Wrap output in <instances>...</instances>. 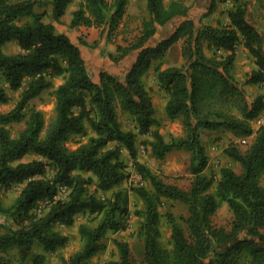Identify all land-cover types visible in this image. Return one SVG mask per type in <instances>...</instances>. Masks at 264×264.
Wrapping results in <instances>:
<instances>
[{
	"label": "trees",
	"instance_id": "16d2710c",
	"mask_svg": "<svg viewBox=\"0 0 264 264\" xmlns=\"http://www.w3.org/2000/svg\"><path fill=\"white\" fill-rule=\"evenodd\" d=\"M217 1L209 0L204 16L216 10ZM73 2L0 0V105L9 102L7 88L17 91L29 80L17 104L8 112H0V186L5 191L23 186L13 204L3 207L0 202V217L10 218L15 225L0 234V264H9L4 254L11 248L40 245L45 252H53L65 247L68 238L53 229L72 226L75 216L83 211L102 214L103 218L95 227L79 225L81 249L63 264H97L91 259L102 250L106 234L124 229L121 218L127 215L125 200L117 193L112 201L98 199L87 189L94 182L92 178L72 173L76 169L92 172L98 177V191L113 190L128 176L127 166L120 159L121 148L127 150L135 169L152 188L132 189L144 205L138 236L143 242L145 264H264V187L260 182L264 174V126L244 150L233 145L224 150L228 159L240 165L241 172L222 167L219 178L205 174L209 158L201 140L202 132L218 130L236 139L249 137L251 122L264 109L263 96L248 101L243 88L264 83V37L247 19L248 1L232 0L238 7L228 10L226 25L197 26L188 18L190 7L182 1L166 4L164 0H146V17L134 41L126 47L117 46L116 55L109 54L110 60L118 63L135 53L121 80L103 70L91 77L79 47L56 31L53 23H60ZM127 4L128 0H81L71 13L69 27L99 28L100 35L106 32L110 39L125 16ZM45 6L51 7L47 22L46 10L35 11ZM23 19L28 21L19 24ZM176 19L180 21L169 36L148 44L157 27ZM12 42L19 52L4 53V46ZM179 42L183 65L161 69L159 62ZM240 42L255 65L243 86L234 75ZM205 52H211V58ZM155 63L159 64L153 67ZM150 69L160 90L172 97L164 108L166 117L181 123L183 135L169 136V143L151 131L157 121L144 81ZM46 76L63 80L54 90V114L48 123L42 112L29 107L33 99L52 86ZM233 108L242 119L232 114ZM118 111L133 118L139 135L153 138L151 152L156 159L173 151L190 154L192 180L187 190L164 182L136 161V136L122 128ZM93 112L98 121L92 117ZM21 123L24 128L12 136L9 127ZM87 129L98 138L75 151L65 147L73 136L87 135ZM27 155L36 158L21 162ZM47 170L54 173L48 179ZM60 188L71 189L67 201L57 198ZM162 200L179 202L187 208L186 217L173 220L168 215L170 248L160 241ZM44 201H48V208L52 206L51 210L36 221L32 211ZM225 203L232 213L229 230L215 226L211 219ZM179 222L185 224L187 236ZM114 243L119 253L115 264H132L129 245ZM45 261L44 254L34 253L28 264Z\"/></svg>",
	"mask_w": 264,
	"mask_h": 264
},
{
	"label": "rangeland",
	"instance_id": "374dc122",
	"mask_svg": "<svg viewBox=\"0 0 264 264\" xmlns=\"http://www.w3.org/2000/svg\"><path fill=\"white\" fill-rule=\"evenodd\" d=\"M12 2L19 0H10ZM111 2V0H107ZM145 0H128V4L126 7V13L121 23L118 26V29L111 35L110 39H107L105 36L104 42H100L102 39V35L99 34L100 40L91 42L83 46L82 39L76 38V43H78L82 47L83 57L86 60V65L89 70L91 77H94L100 70L108 72L120 80L124 78L127 70L130 68L133 63L135 53L131 52L124 59L119 61L118 63H114L110 60L109 54L116 55L117 46L126 47L130 42L134 41L135 37L138 35L141 22L143 18L146 17L145 12ZM171 0H164L167 4ZM185 5L190 7V11L188 14V18L192 19L197 26L200 24H209L213 26L226 25L228 23L227 12L228 8H221V5L227 4L228 0H218L216 5V10L210 14H207L209 7V0H180ZM248 1V12L247 19L248 21L259 30L264 37V0H247ZM48 6L44 8L36 9V11L41 12L43 9L46 10ZM74 8L70 7V10ZM69 10V11H70ZM69 11L66 12L65 18L70 19L71 14ZM226 18V19H225ZM27 20L23 19L19 22V24L25 23ZM45 21H49V15H47ZM180 19L173 20L169 24L164 27H159L155 36L148 43L149 45H154L159 40L166 38L171 34L173 29L176 27L177 23ZM99 33V30H98ZM72 38L74 36L72 35ZM181 45L182 43H177L165 56V58L159 62L161 69L170 66H182L183 59L181 58ZM4 53L6 54H15L19 52V48L17 47L15 42L7 44L3 48ZM241 61H248L249 64H254V60L247 54L245 49L243 48L242 42L237 45L236 49V58H235V78L240 86H243L245 81L248 79L250 73L255 69L252 68L249 71H243L244 67L247 65L242 64ZM155 63L153 67L157 64ZM150 77H154V71L151 70L144 78L146 82ZM57 79L62 80L61 77H56L50 80L52 86L41 93V95L35 99H33L29 107H33L35 110H38L43 113L45 122L48 123L49 119L54 114L55 107V98H54V90L57 86H59L62 82L57 83ZM156 79V78H155ZM29 80H25L21 89L17 91H10L8 88L6 89L7 95L9 97V102L4 105H0V112L5 113L10 111L20 100L21 94L25 89ZM245 95L248 101H252L257 96H263L264 101V83L257 85H244L243 86ZM150 96L152 98V102L155 108V118L157 124L151 128L152 132L159 133L164 139L165 136L169 138V136L180 137L183 135L181 123L179 120H170L166 117L165 111L164 114L161 113L160 105L161 102L165 99L163 95H161V90L159 86H155V88L148 89ZM254 97V98H250ZM50 106V107H49ZM118 119L121 123V126L124 130L131 131L136 136V161L138 157H142L144 154L149 156V159L145 161L143 165L145 168L150 170L152 173L158 174L162 177L164 182L168 184H174L183 190H187L190 186L192 176L189 172L190 167V154L185 151H173L167 154L163 159H156L151 152V142L152 140L141 139V137H147V135H139L138 129L135 124L133 118L125 113H121L118 111ZM173 122H176L179 126L178 131L174 134L170 129ZM24 128V124H14L9 127L11 135L15 136L20 130ZM89 129H87L88 134ZM81 136H73L69 139L68 142L78 143L79 141L76 139ZM202 144L206 149L207 155H209V151L215 152L214 158L209 157L208 161V169H206L205 174L208 176L214 175L216 178L219 176V171L222 167L231 168V163H229L228 158L224 155V150L230 146H237L239 149L244 150L245 147L239 146L236 139L232 136V134L226 133L224 131L217 132H202L201 135ZM226 145V146H225ZM113 145L111 144L112 147ZM121 148L120 151V159L129 167L128 161L131 160V167L134 171L127 172V178L119 184L116 188L108 192L98 191L95 186V182L88 186V191L90 193H94L98 198V193L104 195L103 199L105 201H112L114 195L120 194L122 196V201L125 200L127 215L121 218L122 223L124 224V229L118 232H108L102 240L103 248L99 251L91 261L97 264H115L119 261V253L117 247L115 245V241L126 242L129 245L130 250V258L132 264H145L143 262V242L141 238L138 236V231L140 229L141 223L143 221L142 212L144 209V205L141 202L142 200L136 196L132 189L137 187H144L148 191H152V188L148 182V180L143 179L141 174L135 169L133 163L134 161L130 158L128 152L127 156L124 155L123 150ZM34 155L25 156L21 162H27L35 159ZM219 162L216 167V162ZM169 166L172 168L171 171L165 174L164 168L165 166ZM176 165H179V169H176ZM234 169V168H233ZM235 172L240 173L239 167H235ZM53 176V172L51 170H47L45 174V178H51ZM89 178V177H87ZM261 185L264 187V174L261 178ZM215 184L213 186L214 190ZM22 186H14L11 189L5 191L3 187L0 186V202L3 207H5V201L9 198V193L19 192ZM111 193L109 196L108 194ZM68 195V194H67ZM60 200L65 201L64 195L59 197ZM121 201V204H122ZM162 204L159 208V229H160V241L161 243L170 248V233H171V222L168 219V215H171L173 220H177L178 217L183 216L186 217L187 208L183 204L179 202H169L167 200H162ZM224 204H222L219 209L212 216V223L217 227H224L229 230L230 223L232 220V213L227 207V210L221 212L220 209ZM48 208L43 202H40L37 207L32 211V214L35 216L38 215L39 209ZM100 216L95 213H90L89 211H83L78 213L75 216L74 224L70 227L57 226L55 229L60 234L62 232H67V235H64L68 238L67 244L65 247L58 249L53 252H45L40 245H34L32 248L21 249V248H11L5 254V260L9 264H28V259L31 254L41 253L46 257L45 264H63L65 251L75 244H81V236L78 232V227L76 226V221L84 218L90 217L91 219L87 220L86 225L91 227V225L95 222L96 217ZM183 229L184 233L187 236L188 231L185 224L179 222L178 223ZM82 225V224H81ZM98 224H96L97 226ZM15 226L13 221L10 218L0 217V234L5 232L7 228ZM76 228V232H72L73 228ZM129 229H132L129 231ZM62 235V234H61ZM111 246V247H110ZM81 247L79 248V250ZM77 252V251H75ZM75 252L71 253L72 256ZM107 255V259L105 256ZM69 256V258H70ZM118 257V258H116ZM68 258V259H69ZM115 258V259H114Z\"/></svg>",
	"mask_w": 264,
	"mask_h": 264
},
{
	"label": "clouds",
	"instance_id": "9594fccd",
	"mask_svg": "<svg viewBox=\"0 0 264 264\" xmlns=\"http://www.w3.org/2000/svg\"><path fill=\"white\" fill-rule=\"evenodd\" d=\"M220 7H221V8H228V9H230V10H235V9L238 7V5L235 4V3H233L232 0H228V3H227V4L221 5ZM225 19H226V18H225ZM205 55L208 56L209 58H211V56H212L211 52H205ZM217 59H219V56L217 57ZM241 63L247 65V66L244 67V69H243V71H245V72L249 71V70L252 69V68H255V65H254V64H249L248 61H241ZM149 71H151V69H150ZM45 78L48 79V80L53 79V77H47V76H46ZM141 79L143 80V77H142ZM59 82H62V80L57 79V83H59ZM158 84H159V81H158V80H156L154 77H150V78L145 82V90L147 91L149 88H155V86H157ZM161 95H163V96L165 97V99L161 102V105H160L161 113L164 114L163 110H164V108L167 106L169 100H170L172 97H171L169 94H167V93H163V92H161ZM250 98H254V97H250ZM49 107H50V106H49ZM231 111H232V114H234V115H236L238 118L242 119V117L240 116V113L237 111V109L233 108ZM92 117H93L94 119H96L97 121H98V119H99L98 115H97L95 112L92 113ZM261 123H264V121H261ZM85 127L87 128L88 125L85 124ZM178 128H179L178 124H177L176 122H173L172 125H171V129H170V130L175 134V133L178 131ZM41 138L43 139V134H41ZM93 138H98V137L96 136V133H95V132H93L91 129H89L87 135H85V136H83V137H77V138H76V139L79 141L78 143L67 142L66 145H65V147H67V148L70 149L71 151H75L76 149H79V148H81V147L87 145L88 142H89V140H90V139H93ZM141 139H147V140H150V141H151L153 138H152L151 136H147V137H141ZM169 142H170L169 138H168L167 136H165V143H169ZM225 146H226V145H225ZM106 150H107V149H105L104 151H106ZM122 151H123L124 155L127 156V150H126V149H123ZM148 159H149V156H148L147 154H144L142 157H138V158H137V162H138L139 164H141V165H144V164H145V161H147ZM128 163H129V167H128V169H126V171H128V172H132V171H134V170L132 169V167H131V163H132L131 160H129ZM175 167H176V169L178 170L180 166H179V165H176ZM171 170H172V168H170V167L167 166V165H166L165 168H164L165 174H167V172H169V171H171ZM53 175H54V173H53ZM72 175H73V176H80V177H82V178L91 177L92 180H93L94 182L98 180V177H96L92 172L81 173V172L79 171V169L74 170L73 173H72ZM217 178H219V176H218ZM22 187H23V186H22ZM69 191H71V189H68V190L65 192V194H64V199H65L66 201L68 200L67 192H69ZM108 195L110 196L111 193H109ZM8 196H9V198L5 201V205H4L5 207L10 206L11 204H13V203L17 200V198H18V196H19V192H16V193H9ZM98 198L103 199V198H104V195L98 193ZM142 203H143V202H141V205H142ZM51 207H52V206L50 205L49 208H46V209H44L43 211H41L40 213H38V215L36 216V221H39L42 217H45V216L47 215V213L51 210ZM226 210H227V204L225 203V204L221 207L220 211H221V212H224V211H226ZM106 211H107V208H105V212H106ZM102 218H103L102 214H101L100 216H97L95 222L91 225V227H95L96 224H98V223L101 221ZM88 219H91V218H90V217H84V218H81V219L77 220V221H76V226H79V225H81V224H87V220H88ZM62 227H63V226H61V228H62ZM56 230H57V229H53V231H56ZM131 230H132V229H129V231H131ZM72 232H76V228H75V227L72 229ZM61 234H62V235H67V232H62ZM82 243H83V242H81V244H75V245H73V246H70V247L65 251V254H64V260H65V261H68V258H69V256H70V254L73 253V252H75V251H78L79 248L82 246ZM110 247H111V246H110ZM105 258H106V259L108 258L107 255L105 256ZM116 258H118V257H116ZM114 259H115V258H114ZM58 264H59V262H58Z\"/></svg>",
	"mask_w": 264,
	"mask_h": 264
},
{
	"label": "crops",
	"instance_id": "0c3cea01",
	"mask_svg": "<svg viewBox=\"0 0 264 264\" xmlns=\"http://www.w3.org/2000/svg\"><path fill=\"white\" fill-rule=\"evenodd\" d=\"M81 0H74V2L67 8V10H66V12L67 11H69L70 10V7L71 6H73L74 8H72V10H70L69 11V13L71 14L74 10H76V8H77V5H78V3L80 2ZM144 3L146 4V0L144 1ZM35 11H36V9H35ZM36 12H38V11H36ZM46 12H47V14L48 15H50V13H51V7L50 6H48L47 8H46ZM66 12H65V14H66ZM65 14H64V16L60 19V23H53L54 24V26H55V29H56V31L58 32V33H61V34H65L69 39H70V41L72 42V43H74V44H76L78 47H79V49L81 50V54H82V57H83V53H82V47L84 46L85 47V45L86 44H89V43H91V42H94V41H97V40H100L101 38L99 37V34H100V32H101V29H99V28H87V27H84V26H79V27H77V28H74V29H72V28H70L69 27V24H70V21H71V18L70 19H66L65 18ZM27 20V19H26ZM28 21V20H27ZM159 27H157V29H158ZM98 30H99V33H98ZM72 35L74 36V38H72ZM105 36H106V32H104V34L102 35V39H101V41L100 42H104V39H105ZM76 38H80V39H82V42L84 43V45L83 46H80L78 43H76ZM135 57V56H134ZM83 59H84V57H83ZM85 60V59H84ZM85 63H86V60H85ZM87 64V63H86ZM219 131V130H218ZM213 132H217V131H213ZM226 133H229V132H226ZM229 134H231V133H229ZM233 136V135H232ZM235 138V137H234ZM236 139V138H235ZM236 141H238V139H236ZM209 155H207L208 156V158L209 157H211V158H214V154H216L215 152H212V151H209V153H208ZM229 160V163H231V169H235V167H239V171L241 172V167H240V165L239 164H237V163H235V162H233L232 160H230V159H228ZM209 167H207V169H208ZM233 169V170H234ZM234 171H236V170H234ZM237 173V172H236Z\"/></svg>",
	"mask_w": 264,
	"mask_h": 264
},
{
	"label": "built area",
	"instance_id": "2783aa9c",
	"mask_svg": "<svg viewBox=\"0 0 264 264\" xmlns=\"http://www.w3.org/2000/svg\"><path fill=\"white\" fill-rule=\"evenodd\" d=\"M261 121H264V109L260 112V114L251 122V126H252V134L251 136L249 137H246V138H240L238 139L237 143L239 146H242V147H246L251 139L255 136L256 134V131L260 128V127H263L264 126V123H261ZM219 162L217 161L216 162V167L218 168L219 166L217 165ZM68 189L66 188H60L59 191H58V194H57V198L63 196L65 194V192L67 191ZM68 194V192H67ZM45 205L48 204V201H44L43 202ZM42 211V209H39V213Z\"/></svg>",
	"mask_w": 264,
	"mask_h": 264
}]
</instances>
